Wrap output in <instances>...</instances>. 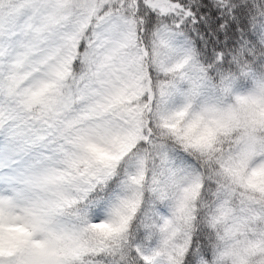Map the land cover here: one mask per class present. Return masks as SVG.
<instances>
[{"label":"snow or ice","instance_id":"1","mask_svg":"<svg viewBox=\"0 0 264 264\" xmlns=\"http://www.w3.org/2000/svg\"><path fill=\"white\" fill-rule=\"evenodd\" d=\"M0 264H264V0H0Z\"/></svg>","mask_w":264,"mask_h":264}]
</instances>
